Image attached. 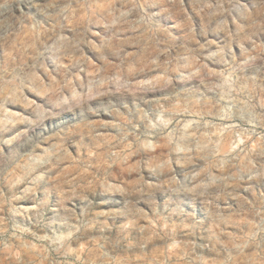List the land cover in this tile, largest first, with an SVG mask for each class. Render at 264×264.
I'll use <instances>...</instances> for the list:
<instances>
[{"label": "clouds", "instance_id": "obj_1", "mask_svg": "<svg viewBox=\"0 0 264 264\" xmlns=\"http://www.w3.org/2000/svg\"><path fill=\"white\" fill-rule=\"evenodd\" d=\"M0 264H264V0H0Z\"/></svg>", "mask_w": 264, "mask_h": 264}]
</instances>
